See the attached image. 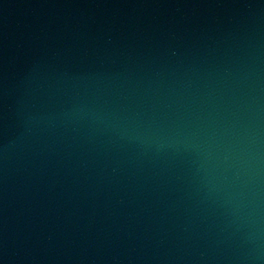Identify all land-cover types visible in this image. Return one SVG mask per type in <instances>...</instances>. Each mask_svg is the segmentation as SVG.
Instances as JSON below:
<instances>
[{
	"label": "water",
	"instance_id": "obj_1",
	"mask_svg": "<svg viewBox=\"0 0 264 264\" xmlns=\"http://www.w3.org/2000/svg\"><path fill=\"white\" fill-rule=\"evenodd\" d=\"M0 264H264V0H0Z\"/></svg>",
	"mask_w": 264,
	"mask_h": 264
}]
</instances>
